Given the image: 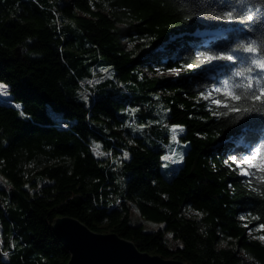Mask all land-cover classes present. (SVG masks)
Returning <instances> with one entry per match:
<instances>
[{
  "label": "trees",
  "instance_id": "trees-1",
  "mask_svg": "<svg viewBox=\"0 0 264 264\" xmlns=\"http://www.w3.org/2000/svg\"><path fill=\"white\" fill-rule=\"evenodd\" d=\"M245 3L254 21L229 25L214 15L240 12L239 0H0V264H68L53 232L62 217L167 260L264 264L249 234L264 223V185L225 163L264 139V113L213 115L200 98L231 62L175 80L142 70L264 41V0ZM133 210L162 228L134 225Z\"/></svg>",
  "mask_w": 264,
  "mask_h": 264
},
{
  "label": "snow or ice",
  "instance_id": "snow-or-ice-1",
  "mask_svg": "<svg viewBox=\"0 0 264 264\" xmlns=\"http://www.w3.org/2000/svg\"><path fill=\"white\" fill-rule=\"evenodd\" d=\"M239 7L241 9L240 12L235 11L234 6H230L228 10L215 14L214 18L229 25H246L254 21L256 17L252 14L253 8H247L245 0H239ZM253 7L256 6L254 5ZM244 9L247 10L244 11ZM192 18V15L185 16L186 20ZM196 58L197 63H189L179 68L169 69L168 74L178 76L183 71H190L201 65L213 64L214 62H231L223 65L230 70V78L225 79L219 86H213L210 91L200 93L201 99L209 101L217 109L216 111L209 109L213 115L236 114L243 117L254 112L264 113V41L240 39L235 44V47L216 52H197ZM103 71H107V69H103ZM157 72L161 75L164 74L159 69H157ZM6 89L7 85L0 84V94L6 95ZM84 99L87 100V97H84ZM131 126L130 124L128 125V127ZM178 129L183 131L180 126L173 125L171 127V132L173 133L171 140L174 143H179L177 138ZM99 147V145H96L97 149ZM101 154L110 155V153ZM127 156L128 154L124 153V157L127 158ZM162 159L169 160V157L164 156ZM182 160L183 156L179 155L173 162H182ZM229 161L231 162L230 164ZM225 163L229 164V167L234 165V170H239L241 175L252 176L256 174V178L264 185V139L255 145H250L245 154L230 156ZM164 167H167V164ZM252 191L255 192L257 190L253 188ZM259 194L264 196V192ZM240 219L244 220L246 217L241 216ZM252 220H260V217L253 216ZM262 230H264V223L259 224L255 228L257 232ZM249 234L251 235V232ZM254 238L264 242V235ZM3 255L7 257L8 253L4 252Z\"/></svg>",
  "mask_w": 264,
  "mask_h": 264
},
{
  "label": "water",
  "instance_id": "water-1",
  "mask_svg": "<svg viewBox=\"0 0 264 264\" xmlns=\"http://www.w3.org/2000/svg\"><path fill=\"white\" fill-rule=\"evenodd\" d=\"M53 232L70 254L68 264H186L141 252L116 233H97L76 218L62 217Z\"/></svg>",
  "mask_w": 264,
  "mask_h": 264
},
{
  "label": "rangeland",
  "instance_id": "rangeland-1",
  "mask_svg": "<svg viewBox=\"0 0 264 264\" xmlns=\"http://www.w3.org/2000/svg\"><path fill=\"white\" fill-rule=\"evenodd\" d=\"M125 43V42H124ZM128 48H132V44H129V43H126L125 44ZM211 64H209L208 65V67L210 66ZM213 65V64H212ZM215 65V64H214ZM107 69V71H106V73L105 74H101V75H99V76H97V78L96 79H94V80H91V81H89V82H87L88 84H90V85H93V84H95V83H99V82H101V81H103V80H105V79H108L110 76H112V71H111V68L110 67H107L106 68ZM157 69H159L160 70V72H163L164 74L163 75H161V74H159L158 72H157ZM208 69V68H207ZM142 70L144 71V73H145V75L146 76H148V77H151V78H155V77H157V78H165V79H170V80H175L178 76L177 75H170V74H168V71H164L163 69H160V68H153V71H150L149 69H146L145 67L144 68H142ZM194 70V69H193ZM184 72V71H183ZM183 72H181V73H183ZM6 95H2V94H0V100H2V101H6V102H9V99H10V95H9V93H8V91H7V89H6ZM171 129V128H170ZM172 135H173V133H172ZM177 138H178V130H177ZM177 154V153H176ZM179 155H182V153H179L178 152V156ZM240 173V172H239ZM241 175V174H240ZM241 176H245V175H241ZM0 186L1 187H4V188H7V183H6V181L0 176ZM132 216H133V223H134V225H142L143 226V228H144V230L145 231H147V230H156V229H158V228H162V224H154V223H152V222H150V221H147V220H145V219H143V218H141L139 215H138V213L135 211V210H133L132 211ZM248 227H250L251 228V226H248ZM256 227H258V226H254V227H252L250 230V232H251V237L253 238V239H255L254 237H256V236H259V235H264L263 234V231L264 230H262V231H260V232H257V231H255V228ZM104 234H106V233H104ZM171 236V234L170 233H168V235H167V238H169ZM256 240H259V239H256ZM260 242H262L261 240H259ZM262 243H264V242H262ZM0 244H1V242H0ZM244 258L246 259V260H249L246 256H244Z\"/></svg>",
  "mask_w": 264,
  "mask_h": 264
},
{
  "label": "built area",
  "instance_id": "built-area-1",
  "mask_svg": "<svg viewBox=\"0 0 264 264\" xmlns=\"http://www.w3.org/2000/svg\"><path fill=\"white\" fill-rule=\"evenodd\" d=\"M170 158H171V156H170Z\"/></svg>",
  "mask_w": 264,
  "mask_h": 264
}]
</instances>
